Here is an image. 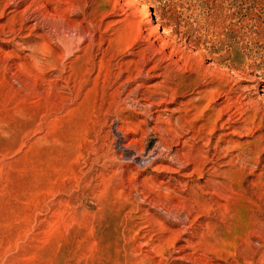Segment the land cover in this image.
I'll list each match as a JSON object with an SVG mask.
<instances>
[{
    "label": "rangeland",
    "instance_id": "rangeland-1",
    "mask_svg": "<svg viewBox=\"0 0 264 264\" xmlns=\"http://www.w3.org/2000/svg\"><path fill=\"white\" fill-rule=\"evenodd\" d=\"M0 264H264V0H0Z\"/></svg>",
    "mask_w": 264,
    "mask_h": 264
},
{
    "label": "bare ground",
    "instance_id": "bare-ground-1",
    "mask_svg": "<svg viewBox=\"0 0 264 264\" xmlns=\"http://www.w3.org/2000/svg\"><path fill=\"white\" fill-rule=\"evenodd\" d=\"M145 7V6H144ZM150 15V14H149ZM164 32H166V31H164ZM227 110V109H226Z\"/></svg>",
    "mask_w": 264,
    "mask_h": 264
}]
</instances>
